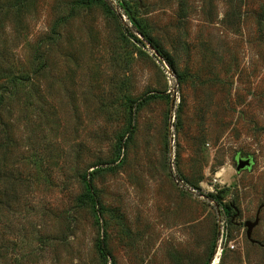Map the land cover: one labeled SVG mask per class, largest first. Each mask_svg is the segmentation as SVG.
<instances>
[{
	"label": "rangeland",
	"instance_id": "rangeland-1",
	"mask_svg": "<svg viewBox=\"0 0 264 264\" xmlns=\"http://www.w3.org/2000/svg\"><path fill=\"white\" fill-rule=\"evenodd\" d=\"M0 97V264H264V0H0Z\"/></svg>",
	"mask_w": 264,
	"mask_h": 264
},
{
	"label": "water",
	"instance_id": "water-1",
	"mask_svg": "<svg viewBox=\"0 0 264 264\" xmlns=\"http://www.w3.org/2000/svg\"><path fill=\"white\" fill-rule=\"evenodd\" d=\"M236 162H237L236 170L239 172L242 169L248 168V167H250L252 165L253 156L249 155L247 157H243L242 155L238 154L237 157H236ZM235 210H236V215L235 216H238L239 215V211H238V209L236 207H235ZM259 213H260V211L257 212V216H256L254 221L248 220V221H246L244 223V225L247 227V231H246L247 238L251 242H257L255 239L252 238V231L255 228V226L258 224V222H259Z\"/></svg>",
	"mask_w": 264,
	"mask_h": 264
},
{
	"label": "trees",
	"instance_id": "trees-1",
	"mask_svg": "<svg viewBox=\"0 0 264 264\" xmlns=\"http://www.w3.org/2000/svg\"><path fill=\"white\" fill-rule=\"evenodd\" d=\"M148 40H149L150 43H152V44L157 48V50H159L160 52H162L161 49H160V47H158V45H156V44L154 43L153 39H150V38H149ZM171 63H172V62H171ZM171 63H170V64H171ZM172 66H173V65H172ZM173 67H174V66H173ZM3 101H4V100H3V97H0V104H1Z\"/></svg>",
	"mask_w": 264,
	"mask_h": 264
}]
</instances>
